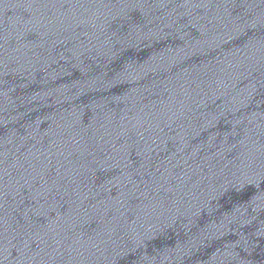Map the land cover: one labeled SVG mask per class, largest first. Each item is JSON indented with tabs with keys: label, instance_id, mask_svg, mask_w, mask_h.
Here are the masks:
<instances>
[{
	"label": "water",
	"instance_id": "95a60500",
	"mask_svg": "<svg viewBox=\"0 0 264 264\" xmlns=\"http://www.w3.org/2000/svg\"><path fill=\"white\" fill-rule=\"evenodd\" d=\"M0 264H264V0H0Z\"/></svg>",
	"mask_w": 264,
	"mask_h": 264
}]
</instances>
